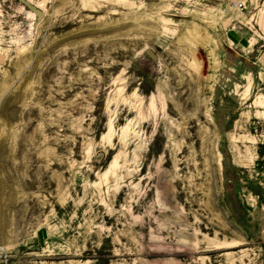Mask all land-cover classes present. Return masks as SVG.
<instances>
[{
  "label": "rangeland",
  "instance_id": "obj_1",
  "mask_svg": "<svg viewBox=\"0 0 264 264\" xmlns=\"http://www.w3.org/2000/svg\"><path fill=\"white\" fill-rule=\"evenodd\" d=\"M0 264H264V0H0Z\"/></svg>",
  "mask_w": 264,
  "mask_h": 264
},
{
  "label": "trees",
  "instance_id": "obj_2",
  "mask_svg": "<svg viewBox=\"0 0 264 264\" xmlns=\"http://www.w3.org/2000/svg\"><path fill=\"white\" fill-rule=\"evenodd\" d=\"M232 176L229 175L227 172H226V179L228 182L230 183H233L234 182V178H231ZM227 187H230L229 185ZM231 188V187H230ZM260 199H261V194L257 193V192H254Z\"/></svg>",
  "mask_w": 264,
  "mask_h": 264
},
{
  "label": "built area",
  "instance_id": "obj_3",
  "mask_svg": "<svg viewBox=\"0 0 264 264\" xmlns=\"http://www.w3.org/2000/svg\"><path fill=\"white\" fill-rule=\"evenodd\" d=\"M235 6L238 7V8H242V6H240V5L238 6L237 4H235Z\"/></svg>",
  "mask_w": 264,
  "mask_h": 264
}]
</instances>
